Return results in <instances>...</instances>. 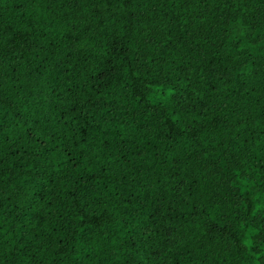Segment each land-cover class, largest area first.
<instances>
[{"label":"trees","instance_id":"1","mask_svg":"<svg viewBox=\"0 0 264 264\" xmlns=\"http://www.w3.org/2000/svg\"><path fill=\"white\" fill-rule=\"evenodd\" d=\"M0 264H264V0H0Z\"/></svg>","mask_w":264,"mask_h":264}]
</instances>
